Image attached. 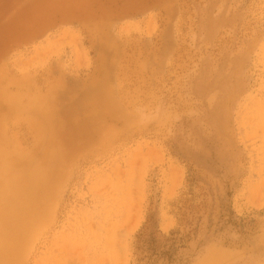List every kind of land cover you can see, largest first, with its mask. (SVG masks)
Instances as JSON below:
<instances>
[{
	"label": "rangeland",
	"instance_id": "1",
	"mask_svg": "<svg viewBox=\"0 0 264 264\" xmlns=\"http://www.w3.org/2000/svg\"><path fill=\"white\" fill-rule=\"evenodd\" d=\"M0 93L17 264H264V0H0Z\"/></svg>",
	"mask_w": 264,
	"mask_h": 264
},
{
	"label": "bare ground",
	"instance_id": "2",
	"mask_svg": "<svg viewBox=\"0 0 264 264\" xmlns=\"http://www.w3.org/2000/svg\"><path fill=\"white\" fill-rule=\"evenodd\" d=\"M38 5H41V3ZM44 8L45 6L43 9ZM204 85V88H206L207 83ZM11 107L12 105L6 99L4 94L0 93V108L5 110L10 109ZM221 107L222 106H217L214 109L213 115L215 121H218L221 118ZM15 161H18V159H15ZM18 162H20V160ZM41 169L42 168H40V171H37V176L34 177L31 175L28 177H22L19 174L13 176L9 182L2 185V188H0V208L4 203V207L0 212V223L2 221V226H0V264H17V261L19 260L18 257L20 255L19 251L23 245L22 240L25 238V235L27 236V231L32 222V217L34 218L37 213H41L42 204L40 205V203L42 199L41 195L38 194V191L40 190L42 192V190L46 188L49 181L48 177L50 178L51 175L49 173H45L44 171L42 172ZM18 198H21V202L23 204L21 208L15 212V210H13V203L15 202V199ZM23 214L30 216L28 221L24 223L20 229L18 225L20 224L19 220L22 219Z\"/></svg>",
	"mask_w": 264,
	"mask_h": 264
},
{
	"label": "crops",
	"instance_id": "3",
	"mask_svg": "<svg viewBox=\"0 0 264 264\" xmlns=\"http://www.w3.org/2000/svg\"><path fill=\"white\" fill-rule=\"evenodd\" d=\"M201 264V263H200Z\"/></svg>",
	"mask_w": 264,
	"mask_h": 264
}]
</instances>
